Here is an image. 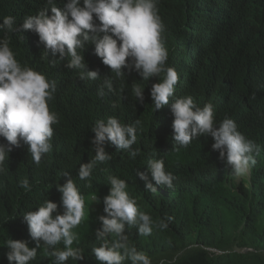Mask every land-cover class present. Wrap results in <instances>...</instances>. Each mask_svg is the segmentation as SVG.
<instances>
[{
	"label": "trees",
	"instance_id": "1",
	"mask_svg": "<svg viewBox=\"0 0 264 264\" xmlns=\"http://www.w3.org/2000/svg\"><path fill=\"white\" fill-rule=\"evenodd\" d=\"M56 2L63 8L65 0ZM45 4L46 0H0V23L7 15L16 18V31L8 35L17 60L55 80L56 92L49 107L59 116V123L52 126V151L42 157L40 165L32 161L28 145L21 141L5 162L7 170L0 173V264H8L5 240H26L34 246L23 213L35 210L46 199L59 205L57 184L65 182L64 171L71 173L86 208L91 209L75 229L79 239L73 246L85 250V259L77 264H99L91 248L99 243L95 229L100 226L103 197L109 192V175L125 179L129 194L154 220L172 217L166 230H154L150 236H140L135 228L125 229L129 242L150 255L153 264H264V0L158 3L168 64L179 75L170 100L191 95L200 106L212 103L217 121L225 116L234 119L238 130L261 146L248 180L236 186L229 184L228 165L219 158L218 150L212 149L210 136L201 135L179 151L173 148L171 101L157 111L151 104L150 89L158 82L156 77L140 81L135 69L125 68V78L114 80V87H122V93L105 88L100 96L98 87L104 76L113 74L95 54L94 45L87 44L83 55L86 71H98V81L79 80L78 72L67 67V57L61 59L50 52L45 56L38 35L20 29L25 16L36 14ZM134 83L145 86L143 103L131 92ZM108 116L126 124L142 121L132 146L141 152L131 159L126 151L106 144L112 159L96 166L91 186H86L87 182L77 177L78 169L94 156L91 128ZM0 142L6 141L0 138ZM153 158H163L166 170L175 175L173 188L152 181L157 191L151 192L136 175L143 171L151 179L147 162ZM25 178L31 191L20 186ZM92 195H97L99 202H92ZM30 264H53V258L41 248Z\"/></svg>",
	"mask_w": 264,
	"mask_h": 264
},
{
	"label": "clouds",
	"instance_id": "2",
	"mask_svg": "<svg viewBox=\"0 0 264 264\" xmlns=\"http://www.w3.org/2000/svg\"><path fill=\"white\" fill-rule=\"evenodd\" d=\"M159 0H65L63 8L56 0H46L45 7L34 15H26L20 25L22 31L35 32L45 46L44 54H57L61 59L68 58L67 67L78 72L81 81H98V71L87 70L83 51L87 44L94 45L95 54L102 63L109 66L112 76H104L98 87V95L109 92L120 95L123 91L114 87V80H123V69H135L140 81L156 77L158 82L150 89L154 111L161 110L171 101L172 138L174 149L187 148L199 136L213 139V150H218L219 158L231 168V174L239 179L250 174L260 155L261 146L238 130L234 119L225 116L217 121L212 103L198 105L191 95L175 97L179 81L178 72L168 64L169 51L165 46L163 33L165 25L158 8ZM50 13V14H49ZM98 21V22H97ZM16 31V18L7 15L0 23V173L5 172V162L9 160L14 147L23 141L28 145V153L36 165H40L45 154L52 151L53 125L59 123V116L49 107L56 92L55 80L21 64L17 60L9 33ZM55 61V60H53ZM145 86L134 83L131 89L136 101L143 103ZM115 107V105H113ZM142 121L131 124L122 123L116 116L99 119L91 128L94 136L91 144L94 156L87 163H81L77 177L90 185V178L98 164L112 159L105 145L116 151H126L131 159L141 152L133 148L138 139ZM149 174L136 171L151 192L157 191L156 185L168 189L174 187L175 175L165 168L163 158L149 159ZM104 171V169H101ZM63 184H57L61 193L60 203L46 199L35 210L23 213L28 232L34 246L21 239L9 238L4 241L9 251L6 253L8 264H30L36 260L41 248L53 264H67L69 260L77 264L85 259V250L74 247L79 235L75 231L88 217L91 209L86 208L85 199L69 171ZM20 186L31 191L32 185L27 178ZM109 192L103 197V214L98 216L100 226L95 229L97 246L91 248L99 264H153L152 258L143 250L129 242L125 229L135 228L140 236H150L154 230L164 231L169 221L154 220L140 209L137 199L128 192V182L118 176L107 177ZM99 202L97 195L90 197ZM63 244V247L58 245Z\"/></svg>",
	"mask_w": 264,
	"mask_h": 264
},
{
	"label": "rangeland",
	"instance_id": "3",
	"mask_svg": "<svg viewBox=\"0 0 264 264\" xmlns=\"http://www.w3.org/2000/svg\"><path fill=\"white\" fill-rule=\"evenodd\" d=\"M228 171H229V184L231 186H236V184H240L242 181L246 182L249 178V175L245 176V177H242V178H235L232 174H231V168L230 166L228 165Z\"/></svg>",
	"mask_w": 264,
	"mask_h": 264
}]
</instances>
